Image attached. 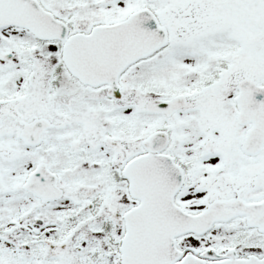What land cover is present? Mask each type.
<instances>
[{
  "label": "snow or ice",
  "instance_id": "6c2138e0",
  "mask_svg": "<svg viewBox=\"0 0 264 264\" xmlns=\"http://www.w3.org/2000/svg\"><path fill=\"white\" fill-rule=\"evenodd\" d=\"M0 264H264V0H0Z\"/></svg>",
  "mask_w": 264,
  "mask_h": 264
}]
</instances>
